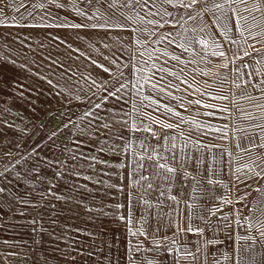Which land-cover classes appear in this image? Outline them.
<instances>
[{"label":"rangeland","instance_id":"374dc122","mask_svg":"<svg viewBox=\"0 0 264 264\" xmlns=\"http://www.w3.org/2000/svg\"><path fill=\"white\" fill-rule=\"evenodd\" d=\"M58 2L66 4L67 0ZM125 3L129 6L124 7ZM212 3L198 0L195 7L203 10V16L195 19H188L195 9L168 7L172 13L168 19L178 23L175 27L171 23L158 27L148 21L160 20L152 13L163 9L159 4L145 5L144 0L139 4L117 0L114 8H108L105 0L99 4L77 0V7L95 15L92 20L77 16L70 5L57 8L50 0H0V83L8 82L0 87V188L5 189L0 193V264L223 262V193H229L228 201L234 207L235 197L250 193L241 185L250 184L253 175L250 171L235 174V159L227 158L225 152L228 147L233 149L235 142L231 120L242 112L233 109L228 116L203 104L217 108L227 104L232 109L233 94L242 102L249 93L258 98L256 101H264V94L251 87L264 79V63H256V59H264V38L252 41L247 31L253 25L252 33L264 32V17L253 13L257 17L253 21L252 15L243 12V5L232 6L248 17L245 35L248 43H255L260 51L236 62L248 65L241 72V80L249 83L247 88L237 90L231 83L230 66L229 81L221 86L219 81L209 80L213 88L207 89L204 80L208 78L192 71L204 64L190 63L199 61L200 56L184 52L175 42L169 43L172 36L163 37L184 33L186 28L188 32L178 36L177 41L211 37L225 50L230 49L232 46L222 35L213 37V33L223 30L215 26V16L220 12L214 15L207 10ZM42 10L57 20L38 19ZM68 22L105 27L47 26ZM206 23L210 26L204 32L193 31ZM137 39L139 45L134 42ZM193 48L199 51L195 43ZM173 55L184 63L171 59ZM99 64L110 71L104 72L97 67ZM133 64L141 69L140 73L132 70ZM161 68L168 71H159ZM168 72L177 73L180 79ZM42 77L57 86L49 85ZM116 77L126 87L111 96L109 92L119 86ZM197 87L202 92L227 95L230 100L201 96L195 91ZM160 88L165 91L161 93ZM197 99L201 105L189 103ZM152 100L158 104H152ZM163 105L180 116L165 112ZM89 112L91 115H85ZM143 113L179 127L161 128ZM133 125L139 129L151 125L157 136L132 130ZM152 149L169 158L160 163L177 169L171 181L156 176L159 170L152 168L156 160H140L141 155L152 154ZM173 153L175 160L171 159ZM223 166L233 170L223 175ZM141 176L151 177V189L147 188L149 181ZM223 176L232 185L239 181L240 188L231 189L232 200L230 192L223 190ZM173 195L178 196L179 204L169 198ZM185 201L193 205L191 209ZM209 209L218 211L212 214ZM177 222L181 228L190 226L193 231L178 232ZM196 229H202L205 235L211 231L212 237H203ZM156 244L160 247L155 248ZM209 248L207 255L203 251ZM195 249L201 251L198 261Z\"/></svg>","mask_w":264,"mask_h":264},{"label":"snow or ice","instance_id":"6c2138e0","mask_svg":"<svg viewBox=\"0 0 264 264\" xmlns=\"http://www.w3.org/2000/svg\"><path fill=\"white\" fill-rule=\"evenodd\" d=\"M50 2L57 8H65L68 7L69 5L71 6L72 10L76 13L77 16L86 18L88 20H92L95 18V15H89L87 12L84 10L80 9L77 7V0H67L66 4H60L58 0H50ZM93 0H87L88 4H92ZM101 0H95L96 4H99ZM105 2L108 5V8H114L116 7L117 0H105ZM207 2V0H206ZM136 4L140 3V0H135ZM151 3L153 7H155L157 4L161 6L163 11L160 9H157V12L152 13V15H159L160 20H149L148 23L153 24L154 26L158 27H163L164 24L171 23L173 27L176 26L178 23L177 20L174 18L170 21L168 18L172 17V13L168 11V7L175 8V9H186V10H192L195 9L194 12L190 13L188 16V19H195L197 17H202L203 16V10L200 8H196L195 6L198 3V0H144V4L147 5ZM243 5V12H247L250 15L253 13H260L262 17H264V0H213V3L211 4V7L208 8V11H212L213 14L215 15L216 11L218 10L220 12V15L215 16V26H218L219 29H222L223 31L220 33H213V37L216 35H222L224 37V40L231 45L230 49L225 50L223 44L219 43L216 39L214 38H193L190 40H187L185 42L184 40H179L177 41L178 36H184L187 32L188 29L185 28L184 33H169L164 35V39H167L168 36H172L173 39L169 41V43H176V46L181 48L184 52H191L193 56H200L199 61L193 60L190 61V63H203L204 67L202 68H197L193 69L192 71L196 73L199 76L202 77H207L208 79L204 80V83L206 85L207 89H212L213 88V83L216 81H219V84L223 86L225 83L229 81V69L231 66V73H232V80L231 83L235 86L237 90H241L242 88H247L249 86L248 82H243L241 80V72L242 69L245 67H248V65H237L238 60H242L244 57H248L252 55V51H249V49H252L255 52H259L260 50L256 48L255 43H248L249 37L245 35V27L244 25L248 23V17L243 16L241 13V9L239 7L233 8V5ZM124 7H128L129 4L125 3L123 5ZM167 6V7H165ZM40 7H43V4L40 5ZM2 11V9H0ZM128 19H131L129 17ZM139 19H143L140 17ZM253 21L257 19L255 15H252ZM243 21V23H242ZM135 23V21H133ZM48 27H61V28H72V29H83V28H99V27H105V25H97V24H91V25H85V24H80V23H62L58 25H47ZM207 23L204 25H200L196 28L193 29V31H198V32H204L207 27H209ZM253 25H249L247 31L251 34V40L252 41H257L258 37L264 38V32H256L252 33ZM133 32H135V29H132ZM56 39H59V37H56ZM211 40V42H210ZM137 45H139L141 42L137 39L134 41ZM61 43H64V41H61ZM193 43L199 46V51H196L193 48ZM69 48H71V45H68ZM229 51L231 52V56L229 55ZM143 55V53H141ZM163 55L167 56L168 53L164 52ZM209 57L215 58V60L210 59ZM131 59V58H130ZM171 59L176 60L179 63H184V61L180 60V57L178 56H171ZM52 63H56V61H52ZM93 64H96V61H92ZM111 63H115V61H111ZM256 63H264V59H256ZM97 67L102 68L104 72H109V68L105 67L102 64L97 65ZM119 67V66H118ZM155 67V66H154ZM132 70L135 73H140L141 69L137 68L134 64L132 65ZM159 71H168L166 69H159ZM183 71V69H181ZM257 72L259 71L258 69L256 70ZM131 74V73H130ZM169 75H172L176 77V79H180L179 75L175 72H168ZM123 75V73H121ZM251 75V74H250ZM42 79H46V77H42ZM141 79H144V77H141ZM193 81L196 80V75L193 76ZM117 82L119 83L118 87H115V90L112 92H109V95L111 96H116V93L120 92L122 88L126 87V85L122 82H119V77H116ZM209 80H212L213 83H209ZM7 81H3L0 83V87H3V85L7 84ZM47 83L49 85H52L53 87H56L57 85H53L52 80H47ZM137 83H139V80H137ZM181 83H186L188 84V87L191 88L192 84L188 83L187 80H182ZM169 87L172 86L171 82H169ZM157 85H153V88L155 89ZM251 87L258 90L260 93L264 94V79H260L256 81L255 83L251 84ZM179 90V89H177ZM159 91L163 93L165 91L164 88H160ZM196 92H199L201 96L207 95L211 99H218L221 101H229L230 98L227 95H214L212 92L209 91H201L200 88L195 89ZM169 96H171V93H168ZM246 98L249 101L255 102L258 98L251 95L250 93L247 94ZM119 99V97H117ZM240 97H237L235 94H233V97L231 99V104L233 105V108L237 112H242L243 109L240 107L239 104ZM152 104H158V101L152 100L150 101ZM189 103H194L196 105H201L202 101L200 99L194 100V101H189ZM204 107L206 108H213L216 110V112L219 113H225L228 116H231L233 114V109H230L227 104H225L223 107L217 108L213 104H203ZM259 108H264V104H257L256 105ZM95 107L99 108L100 105L97 104ZM135 107V106H134ZM165 112L172 113L173 115L179 117L180 113L175 112L173 108L169 107L168 105H163ZM183 107V105H181ZM214 113H208V115H213ZM85 115H91V113H85ZM147 119H149L152 123L158 124L161 128L165 129H175L178 128L179 125H173L170 123H166L164 121L157 120L155 117L148 116L147 113H143ZM249 117H251V113L247 114ZM64 127H68V124H65ZM103 127H108L107 124H104ZM210 127V126H209ZM226 127V126H225ZM262 129H264V125H259ZM132 130H143L145 132H150L152 136L156 137L157 134L152 130L151 125L145 126L143 129H139L136 125H133ZM238 131L240 129H237ZM217 131H221V129H217ZM224 137H227V131H224ZM52 136H55L56 133L53 132L51 134ZM182 135V133H181ZM51 138V137H50ZM159 139V137H157ZM165 139H169L168 137H165ZM172 140H175V137H171ZM260 143L257 144L256 140L253 138L251 140L252 147H259L261 149H264V136L260 137ZM144 147V145H141ZM239 146V145H238ZM172 147L174 148L175 145L173 144ZM204 147H219L218 145H204ZM250 150V149H248ZM223 154V153H222ZM159 154L156 152L155 149H152V154H145L140 156V160H144L147 158L148 160H156V162L152 165L153 170H159L156 171L155 174L156 176L167 180L171 181L172 177L176 175L177 169L175 167L170 166L168 163H160V160H168V157H163L159 156V159L157 157ZM175 153H173L171 159L175 160ZM140 167H143V164L139 165ZM241 171L240 168L236 169V172L239 173ZM250 172L254 171L253 169H249ZM59 175V173H57ZM0 175H3L2 172H0ZM185 177H187V173H184ZM254 175L256 177L264 179V168L261 169L260 172H254ZM141 179L143 180H148L149 183L147 184V188L151 189L153 187L151 183V177L149 176H141ZM237 179H239V176H237ZM213 181L209 179V183H212ZM122 190V189H121ZM4 188H0V193L4 192ZM260 194V203L255 204L249 207V213L245 215L244 213L241 212L240 209H235V215L236 219L234 223H236L239 227H242L246 230L248 234L239 237L241 240H249L252 241L254 244L257 239H260L261 241H264V186H261L260 188L255 189ZM248 193H244L243 196H238L236 202L240 203V201L246 196ZM173 202L179 204L178 196L173 195L169 197ZM226 203H231V201H225ZM185 204L189 209L192 208V204L188 203L185 201ZM251 204V202H250ZM117 207H120L119 205ZM208 211L212 212V214H215L216 210H211L209 209ZM121 220L124 219L123 216L120 217ZM243 219L245 221L244 224L240 223V220ZM35 223V221H34ZM177 231H189L192 232L193 229L189 226L187 229H183L180 227L179 223L177 222ZM198 234L203 235V230L202 229H196L195 230ZM133 235H136L137 233H132ZM140 234H144L141 232ZM211 243V241H209ZM251 246V245H250ZM139 247V245H137ZM155 248H159L160 245L156 244L154 245ZM148 264H154L153 261H148Z\"/></svg>","mask_w":264,"mask_h":264},{"label":"crops","instance_id":"0c3cea01","mask_svg":"<svg viewBox=\"0 0 264 264\" xmlns=\"http://www.w3.org/2000/svg\"><path fill=\"white\" fill-rule=\"evenodd\" d=\"M249 51L253 52L252 49H249ZM262 55L264 56V54ZM239 104L243 111L237 118L231 120L233 128L231 138L235 140V142H232L234 143L233 149L228 147L225 150L227 158L234 157L236 164L233 167L234 170L233 168H229V166H223V175L230 174L229 170H233L235 174L249 171L250 168L254 171L251 172L253 175L251 183L245 184L242 182L241 185L242 190H250L246 198L242 199L240 203H235L234 207L231 203L223 205V262H220V264H264V241L257 239L253 244L252 241L239 239V237L248 233L244 228L234 223L236 219L235 209H240L242 213L247 215L250 206L260 203V194L255 189L264 186V179L256 177L254 172H260L264 168V149L252 147L251 140L254 138L256 143L259 144L261 142L260 137L264 136V129L259 127V125H264V108L256 106L257 104H264V101L253 102L246 98V100L239 102ZM232 109L234 108L232 107ZM248 113H251V117L247 115ZM237 129L240 130L238 131ZM237 168L241 169L239 173L236 172ZM224 170H227V172ZM232 187L239 189V181L236 180L234 185H232L230 179L223 176V190L230 192L231 196L229 199L231 200L233 199ZM228 196L229 193L224 191L223 201H228ZM235 200H237L236 197ZM240 223L244 224L245 221L241 219ZM211 233V231L207 235L203 233V237L211 238ZM211 249H205L203 252H207L208 255ZM200 252L195 249L194 258L197 261V254Z\"/></svg>","mask_w":264,"mask_h":264},{"label":"bare ground","instance_id":"6f19581e","mask_svg":"<svg viewBox=\"0 0 264 264\" xmlns=\"http://www.w3.org/2000/svg\"><path fill=\"white\" fill-rule=\"evenodd\" d=\"M44 4V3H43ZM102 6V5H101ZM98 8V7H97ZM43 12L41 13L40 16H38V19L40 18H45L48 22H53V21H56L57 19L56 18H51V16L47 15V11L46 10H42ZM45 20V22H47Z\"/></svg>","mask_w":264,"mask_h":264}]
</instances>
